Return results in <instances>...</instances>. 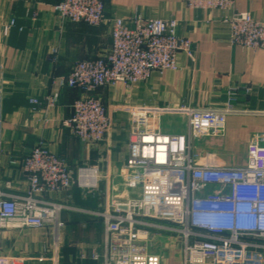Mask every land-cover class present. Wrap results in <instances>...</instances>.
<instances>
[{"label":"built area","instance_id":"2783aa9c","mask_svg":"<svg viewBox=\"0 0 264 264\" xmlns=\"http://www.w3.org/2000/svg\"><path fill=\"white\" fill-rule=\"evenodd\" d=\"M188 9L218 10L230 33V44L264 49V19L234 10V0H181ZM106 0H58L54 10L71 23L99 26ZM16 25L12 19L4 28ZM177 19L136 15L116 18L110 31V49L103 55L76 62L68 75L52 78L53 92L45 98L56 106L59 89H79L72 114L62 125L84 145L105 141L112 119L102 100L93 93L101 87L130 88L153 73L178 71V55L194 59L192 41L177 32ZM58 49L49 54L56 62ZM250 92L249 87H244ZM1 92V88H0ZM238 87L228 91L221 108L199 109L188 105L131 106L129 154L124 165V185L129 191L112 199L95 213L104 225L105 251L93 253L102 264H163L151 252V229L178 237L180 264H264V132L247 146L242 165L217 161L213 153L193 151L195 139L222 136L226 118L235 111ZM39 105L36 98L30 99ZM183 118L184 133L161 130L163 115ZM26 180L23 194L10 192L11 181L0 185V231L45 229L55 253L59 250L63 202L49 201V194L68 193L73 186L98 189V167L68 164L48 147L38 144L19 161ZM210 187H215L211 190ZM137 188V191L135 189ZM57 258L54 257V260ZM0 264H16V258L0 251Z\"/></svg>","mask_w":264,"mask_h":264},{"label":"crops","instance_id":"0c3cea01","mask_svg":"<svg viewBox=\"0 0 264 264\" xmlns=\"http://www.w3.org/2000/svg\"><path fill=\"white\" fill-rule=\"evenodd\" d=\"M57 1L0 0L2 188L5 181H11L10 192L24 193L27 187L24 174L21 166L12 161H19L38 144L66 159L73 168L88 161L112 174L125 165L129 154V106L184 104L199 109L221 108L231 87H238L239 94L233 101L235 111L226 118L224 134L206 139L203 145L209 146L206 145L207 149L201 146L197 153H213L217 161L227 165L244 164L250 139L264 132V49L231 45L229 29L221 22L220 11L188 9L181 0H106L104 20L96 27L64 20L54 10ZM234 10L264 19V0H234ZM136 15L145 19H177L178 34L192 41L194 59L180 53L178 71L155 72L149 80L128 89L122 85L97 89L93 94L107 108L112 128L105 141L86 146L62 125L71 116L73 102L82 92L59 89L56 106L49 108L45 98L53 92L52 78L68 75L80 60L105 54L110 49L114 19L129 20ZM12 19L16 25L5 33V26ZM54 48L58 49L57 60L51 62L49 54ZM244 87H249L250 92H245ZM32 98L40 104H31ZM161 130L179 134L185 132L186 126L182 117L166 114L161 118ZM121 144L125 151L117 156ZM72 190L80 189L73 187L68 193L49 194L45 198L65 203ZM97 221L101 228L99 238L67 241L71 250L66 256L61 250L55 253L51 249L45 229H37L45 240L44 237L25 239L20 252L2 253L16 258V264H102L101 258L92 257L93 253L102 256L105 251L104 225L100 218ZM93 226L90 222L81 225L83 229L89 228L87 231H92ZM74 227L80 234L83 232L79 225ZM25 230L30 229L5 233L8 239L19 241L24 238Z\"/></svg>","mask_w":264,"mask_h":264},{"label":"rangeland","instance_id":"374dc122","mask_svg":"<svg viewBox=\"0 0 264 264\" xmlns=\"http://www.w3.org/2000/svg\"><path fill=\"white\" fill-rule=\"evenodd\" d=\"M128 111L130 113V106ZM208 138L210 137L195 139L193 142V151L198 152L199 150H202L203 146V148L207 149L209 145L203 144ZM124 151L125 146L124 144H121L117 149V156H122ZM82 166L98 167L100 170L101 179L98 185V189L94 191L83 190L76 185L73 186L79 188L80 190H72V193L70 192L69 194V198L66 197L65 203L63 202L66 208L63 209L61 213V223L63 224V227L61 228L59 250H61L60 253L65 256L71 250L69 248V245L67 244V241L77 238L91 240H96L99 238V235L101 234V228L100 223L97 221L99 217L96 216L95 213L101 212L112 199V186L115 188V197L121 198L124 196L125 192L129 193V191L125 189L124 185V166L112 174L105 173L106 171H103L102 168H100L98 164H94V162L87 161L78 167ZM135 191H137V188L135 189ZM88 213H91L92 215L90 214V216ZM89 222L94 225L92 231H87L89 228L83 229L81 227L82 224H86ZM78 225L81 227V231H83L81 234L80 231H77L74 227ZM10 230L12 229H9V231ZM6 231L8 230L0 231V251L6 254L15 253V250L20 252L25 245V239H42L44 237V235H41V233H39L37 229H30L25 230L24 238L16 241L14 239H8V235L5 233ZM150 232L153 235L152 238L148 241L150 251L159 254L162 258L163 264H180L181 247L178 237L175 234L167 231L151 229ZM43 239L45 240V237ZM49 243L51 244V249H53L54 246L52 245L51 238H49Z\"/></svg>","mask_w":264,"mask_h":264}]
</instances>
